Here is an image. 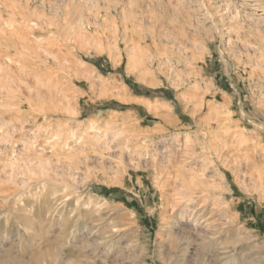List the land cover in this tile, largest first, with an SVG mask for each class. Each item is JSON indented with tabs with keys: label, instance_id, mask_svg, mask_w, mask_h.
I'll return each instance as SVG.
<instances>
[{
	"label": "rangeland",
	"instance_id": "obj_1",
	"mask_svg": "<svg viewBox=\"0 0 264 264\" xmlns=\"http://www.w3.org/2000/svg\"><path fill=\"white\" fill-rule=\"evenodd\" d=\"M176 235L264 264V0H0V264Z\"/></svg>",
	"mask_w": 264,
	"mask_h": 264
},
{
	"label": "bare ground",
	"instance_id": "obj_2",
	"mask_svg": "<svg viewBox=\"0 0 264 264\" xmlns=\"http://www.w3.org/2000/svg\"><path fill=\"white\" fill-rule=\"evenodd\" d=\"M50 24L48 23V26ZM88 26V25H87ZM47 27V26H46ZM87 28V27H86ZM89 28V27H88ZM85 33V32H84ZM93 37V36H92ZM9 57V56H8ZM114 60V59H112ZM214 111V110H213ZM105 134V133H104ZM242 139V138H241ZM244 140V139H242ZM129 148V147H128ZM134 148V147H133ZM259 186H261L260 182H259ZM192 192V191H191ZM183 198H186V197H183ZM190 198V197H189ZM184 200V199H183ZM181 201V200H180ZM183 240H185L186 242H188L186 239L184 238H179L177 235L176 236H173L171 237L169 243L167 244L168 245V248H167V255H168V260H167V263L170 264L171 262L172 263H180L181 260L184 258L183 255L185 253V250H186V245L184 246L183 244ZM188 245V244H187ZM180 261V262H179ZM204 262V261H203ZM202 262V264H204ZM171 263V264H172Z\"/></svg>",
	"mask_w": 264,
	"mask_h": 264
}]
</instances>
